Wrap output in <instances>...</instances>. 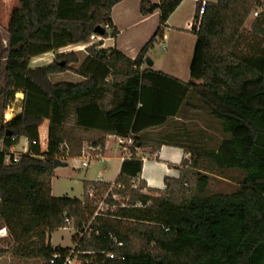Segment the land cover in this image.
<instances>
[{
  "label": "trees",
  "instance_id": "1",
  "mask_svg": "<svg viewBox=\"0 0 264 264\" xmlns=\"http://www.w3.org/2000/svg\"><path fill=\"white\" fill-rule=\"evenodd\" d=\"M123 1L19 0L11 13L0 99L3 109L19 92L24 100L23 111L0 125L5 147L0 152V228L9 230V237L0 240V255L8 253V245L25 244L24 255L30 248L25 241L40 228L48 234L71 228L85 264H264V47L253 55L235 51L264 0L205 4L202 25L193 33L197 43L188 83L144 68L160 28L134 60L117 48H102L103 42L88 47L85 60L75 52L59 53L87 43L99 26L103 39L117 38L112 11ZM183 1L142 0L141 12L149 16L159 10L165 25ZM48 53L56 54L53 63L30 67L33 58ZM71 72L83 81H52ZM202 114L222 125L225 137L216 148L185 121ZM46 120L49 140L42 152L39 129ZM108 136L133 140L132 157L124 161L108 201L119 209L96 217L90 233L80 236L94 217L96 199L112 184L86 181L83 199L54 197V161L62 155L83 157L89 148L104 155ZM22 139L38 143L19 162L7 164V150ZM163 146L188 155L179 177L166 178L162 190L149 189L143 181L134 190L132 182L144 169L140 154L156 156ZM203 163L244 172L240 189L206 195L211 179ZM114 195L130 197L128 206L121 207ZM71 250L49 244L41 258L48 264L54 252L65 256ZM111 253L114 259L107 257Z\"/></svg>",
  "mask_w": 264,
  "mask_h": 264
},
{
  "label": "crops",
  "instance_id": "2",
  "mask_svg": "<svg viewBox=\"0 0 264 264\" xmlns=\"http://www.w3.org/2000/svg\"><path fill=\"white\" fill-rule=\"evenodd\" d=\"M155 4H161L164 0H150ZM141 2L142 0H124L123 2L116 5L112 11V21L114 29L117 31V38H107L104 42L103 48H117L128 58L134 60L140 54L141 50L146 46L150 39L156 34L157 30L160 28V35L157 37L164 41L166 45V55L168 57L165 62L160 63L161 68L156 69V59H153V68L156 71H161L175 79H178L184 83L190 81V66L193 59L194 50L197 43V36L193 33L187 31V23L197 16L199 4L214 3L217 0H184L178 9L171 15L169 20L165 25H161V13L156 11L152 15L145 16L141 12ZM6 48L3 49L4 50ZM51 53L33 58L30 62L31 68H41L47 66L55 60L51 58ZM151 50L148 54V59H150ZM2 55V62H5V58ZM87 57V56H86ZM83 60H85V58ZM149 67L147 64L144 68ZM70 73L60 74L52 77L54 83L68 82L60 80L61 77ZM78 77V81L73 83H80L83 78L77 73L74 74ZM23 100L24 94L19 92L16 94L15 100L6 108L1 109L0 114V125L2 123L6 124L13 120L17 115L23 111ZM49 124L50 122L46 120L42 126L46 125L47 130V148L49 140ZM40 133V145L42 142L41 129ZM113 138L118 141L116 136H108L107 145L105 149L104 162L118 161L119 173L121 172L122 165L125 160L122 158V152L115 156L109 154V141ZM21 140L18 145L13 147V152L20 153L23 152L24 144ZM4 144L0 141V148ZM42 150V147H41ZM42 152H44L42 150ZM143 157L144 169L142 174L139 176L141 182H145L149 189H164L166 178H178L179 177V167L182 161L188 157L185 152L177 147L163 146L161 151L156 156H151L149 151L140 154ZM56 170V169H55ZM105 171L101 172L99 177L100 181L95 182H106L103 177ZM117 180V179H116ZM92 182V181H90ZM116 182V181H115ZM115 182L111 183L112 185ZM110 183V182H106ZM53 187V183H52ZM53 193V191H52ZM53 195V194H52ZM55 197V196H54ZM76 231V230H75ZM50 245L51 242H48ZM47 244V245H49ZM25 244L15 245L18 249L19 256L22 258L23 254L20 252V248ZM46 245V246H47ZM75 246V245H74ZM56 248V247H54ZM74 248V247H73ZM15 249V248H14ZM8 253L0 255V264H6L4 259ZM42 259V258H40Z\"/></svg>",
  "mask_w": 264,
  "mask_h": 264
},
{
  "label": "rangeland",
  "instance_id": "3",
  "mask_svg": "<svg viewBox=\"0 0 264 264\" xmlns=\"http://www.w3.org/2000/svg\"><path fill=\"white\" fill-rule=\"evenodd\" d=\"M19 4V0H0V63L2 62L3 49L8 46V27L11 19V13L15 7ZM258 12V16L255 15ZM264 6L255 10L247 21L243 30L242 37L237 44L235 51L241 55H253L264 47ZM79 45L68 47L63 51L64 53L75 52L80 55L81 58L87 56L86 50H80ZM103 48V46H102ZM166 45L163 40L158 39L154 46L151 48L150 60L156 59L157 63L155 68L160 69V63L165 62L168 59L166 55ZM61 53V52H59ZM51 58L54 59L56 54L51 53ZM192 62V61H191ZM77 68V67H76ZM75 73L64 75L60 80L68 82H76L78 79ZM2 106V99H0V114ZM190 129L205 136V141L209 148H216L219 146L223 138L225 137L222 131L221 123L207 114L199 116H191L189 120H186ZM70 126L74 124V118L69 121ZM159 132H156L157 134ZM42 142L41 147L44 152L47 151V130L46 125L41 129ZM22 144L25 145V142ZM121 148L118 141L111 138L109 141V154L115 156L120 155ZM90 155H84L83 157H77L68 160L67 167H59L55 170L53 176V196L55 197H69L83 199L85 194L84 183L86 181H100V173L105 171L103 179L106 182L113 183L117 179L119 173L118 161L104 162L102 160H93L89 167H84L83 163L87 161ZM89 163V161H88ZM201 169L204 173L210 176V184L208 186L206 195H213L216 193L231 194L238 191L245 179V173L239 170L221 171L216 167H213L207 163L201 165ZM48 231L44 228H40L25 242L30 244L23 257L21 258L15 245H8L9 249L4 262L6 264H46L44 259H40L45 246L51 242L53 247L73 248L74 236L76 235L75 229L66 228L56 231L52 234H48ZM2 245H4L2 243ZM15 248V249H14Z\"/></svg>",
  "mask_w": 264,
  "mask_h": 264
},
{
  "label": "built area",
  "instance_id": "4",
  "mask_svg": "<svg viewBox=\"0 0 264 264\" xmlns=\"http://www.w3.org/2000/svg\"><path fill=\"white\" fill-rule=\"evenodd\" d=\"M206 11V6L205 4L202 5L201 9L198 12V15L192 19L191 21H189L187 23V31L191 32V33H195L198 32L201 25H202V19L203 16L205 14ZM255 15L258 16V12H255ZM106 29H108L110 32L112 31V29L109 27V25L106 26ZM100 42H103V47H104V42L105 39H103L101 36H99L98 34H93L89 41L85 44H79L78 48H80V50H86L88 47L98 44ZM65 49L67 50L68 48H64L61 49L59 52L63 53V51H65ZM23 142H25V145L23 147V152L20 153H15L13 152V147H11L9 150H7V157L5 162L7 164H11V163H17L20 161V158L22 155L24 154H28L30 151V147L32 145H37V141H33L30 142L28 139H22ZM118 144L120 145L121 148V152H122V158L123 160L126 159H130L132 157V153L130 151V146L133 144V140L131 139H123V138H118ZM5 150V147H1L0 148V152H3ZM101 150L100 149H94V148H89L86 152L85 155H90L89 158H87V161H85L83 163L84 167H89L90 163L93 160H102L104 161V156L101 154ZM58 159H61L63 161H68L70 159H74V158H70L68 155L67 156H60ZM89 161V163H88ZM140 184H141V179L138 176L137 178H135L132 182L131 187L134 190H138L140 189ZM116 187V184H113L112 187L110 188V190L101 198H97L95 201V214L94 217L92 218V220L89 222V224L84 228V233H81L80 236H83L85 233H90V227L93 223V221L95 220L96 217H107L109 216L108 214L110 213H115L117 212V210L119 209V206L116 204H110L108 203L109 199L111 198V191L113 188ZM117 188L119 189H125V187L123 185H118ZM88 195L90 196L91 199H95V192L93 190H90L88 192ZM113 200L116 202H121V207H127L128 203L130 201V197L127 198H121L118 195H114L113 196ZM138 206H141V204H138ZM68 226L71 225V222L68 220L67 221ZM9 237V230L8 228L2 227L0 228V240ZM116 245L118 246H122L121 243H118L116 240L114 241ZM76 245L74 246V248H72L71 252L67 255H63L60 252H54V254H52L50 260L48 261V264H85L83 260H81L79 258V253L76 251ZM109 259H114L115 258V254L111 253L107 256Z\"/></svg>",
  "mask_w": 264,
  "mask_h": 264
},
{
  "label": "water",
  "instance_id": "5",
  "mask_svg": "<svg viewBox=\"0 0 264 264\" xmlns=\"http://www.w3.org/2000/svg\"><path fill=\"white\" fill-rule=\"evenodd\" d=\"M95 33L98 34L99 36H102V35L105 33V31H104V29H103L102 27L99 26V27L96 29ZM147 65H148L149 67H152V66H153V62H152L150 59H148V60H147ZM10 134H11V133L9 132L8 135H10ZM67 166H68V162L63 161V160H61V159H56V160L54 161V167H55V169H57V168H59V167H67Z\"/></svg>",
  "mask_w": 264,
  "mask_h": 264
}]
</instances>
